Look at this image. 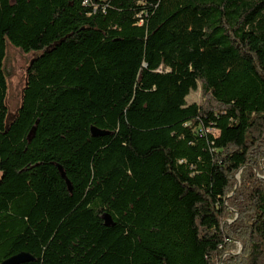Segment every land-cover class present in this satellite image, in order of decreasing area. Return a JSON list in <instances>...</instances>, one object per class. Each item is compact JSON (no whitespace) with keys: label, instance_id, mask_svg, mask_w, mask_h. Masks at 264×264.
Listing matches in <instances>:
<instances>
[{"label":"trees","instance_id":"16d2710c","mask_svg":"<svg viewBox=\"0 0 264 264\" xmlns=\"http://www.w3.org/2000/svg\"><path fill=\"white\" fill-rule=\"evenodd\" d=\"M82 1L0 0V262L264 264V0Z\"/></svg>","mask_w":264,"mask_h":264},{"label":"rangeland","instance_id":"374dc122","mask_svg":"<svg viewBox=\"0 0 264 264\" xmlns=\"http://www.w3.org/2000/svg\"><path fill=\"white\" fill-rule=\"evenodd\" d=\"M38 52L24 53L14 46L7 44L6 46V58L4 61V71L7 77V94L6 103L9 111V117H11L20 104L21 92L25 84L26 68L30 60L37 55ZM204 100L201 92L200 83L195 91H191L186 97L187 103L200 104ZM213 134L219 138L229 137L231 131H215ZM264 139V137H263ZM1 176V173H0ZM239 184V178L237 177L236 185ZM237 217V214H235ZM227 223L232 222L231 218L226 219ZM242 250L241 243H236V247L233 248V253H240Z\"/></svg>","mask_w":264,"mask_h":264},{"label":"water","instance_id":"95a60500","mask_svg":"<svg viewBox=\"0 0 264 264\" xmlns=\"http://www.w3.org/2000/svg\"><path fill=\"white\" fill-rule=\"evenodd\" d=\"M91 132L93 135H99V134L104 133L100 130H96L95 128H92ZM102 217L104 219L105 225L107 226L113 225L112 218L108 213H103ZM33 260H34V257L31 254L27 252H20L18 254L12 255L4 259L2 262H0V264H21V263H26V262L33 261Z\"/></svg>","mask_w":264,"mask_h":264},{"label":"built area","instance_id":"2783aa9c","mask_svg":"<svg viewBox=\"0 0 264 264\" xmlns=\"http://www.w3.org/2000/svg\"><path fill=\"white\" fill-rule=\"evenodd\" d=\"M82 4L84 6H90V7H92V12H95L99 8V5L97 3H94L93 0H83L82 1ZM142 23H143V20H140L139 21V24H142ZM213 130L217 131V129L208 127V128L205 129V132H211V133H213Z\"/></svg>","mask_w":264,"mask_h":264}]
</instances>
